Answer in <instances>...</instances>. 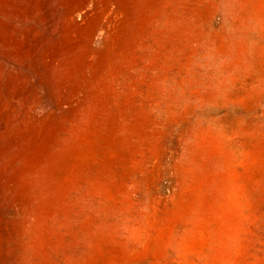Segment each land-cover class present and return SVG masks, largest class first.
I'll list each match as a JSON object with an SVG mask.
<instances>
[{"label": "rangeland", "instance_id": "rangeland-1", "mask_svg": "<svg viewBox=\"0 0 264 264\" xmlns=\"http://www.w3.org/2000/svg\"><path fill=\"white\" fill-rule=\"evenodd\" d=\"M0 264H264V0H0Z\"/></svg>", "mask_w": 264, "mask_h": 264}]
</instances>
